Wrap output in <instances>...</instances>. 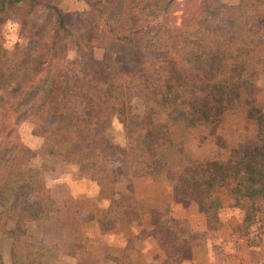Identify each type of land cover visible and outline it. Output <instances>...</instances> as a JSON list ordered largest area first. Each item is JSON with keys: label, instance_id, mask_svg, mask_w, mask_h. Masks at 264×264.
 Segmentation results:
<instances>
[{"label": "trees", "instance_id": "obj_1", "mask_svg": "<svg viewBox=\"0 0 264 264\" xmlns=\"http://www.w3.org/2000/svg\"><path fill=\"white\" fill-rule=\"evenodd\" d=\"M23 1L0 0V13L20 16ZM54 2L42 7L44 17L37 27H22L25 45L18 60H6L5 81L0 83V193L8 179L22 178L0 211V221L14 226L7 232L12 264L33 263L17 253V241L26 222L44 216L39 201H29V195L46 193L44 183L35 180L38 171L26 165L31 153L16 138L23 121L35 118L31 135L51 140L49 154L62 156V163L83 172L126 161L132 177H139L165 168L162 154L170 145L166 123L214 126L225 107H246L244 94L258 91L251 62L264 48V0H238L233 6H221L219 0H94L87 4L94 23L79 43L64 26L59 0ZM29 3L31 10L36 2ZM175 12H180L178 24ZM87 44L101 49L100 60L66 59L69 46L79 50ZM74 66L78 69L72 75ZM230 84L243 89L231 101L223 98ZM130 96L142 102L145 114H164L166 123L145 129L146 134L142 124L126 123ZM116 116L125 139L122 147L110 144L108 129ZM240 169L234 165L230 173L236 182V207L255 210L260 204L264 211V163ZM213 188V179L191 161L172 187L173 194L196 203L208 230L219 227ZM110 213L113 219L136 221L134 196L113 202ZM150 235L162 250L189 255L190 235L169 216L168 206L154 209Z\"/></svg>", "mask_w": 264, "mask_h": 264}, {"label": "crops", "instance_id": "obj_2", "mask_svg": "<svg viewBox=\"0 0 264 264\" xmlns=\"http://www.w3.org/2000/svg\"><path fill=\"white\" fill-rule=\"evenodd\" d=\"M66 5L76 11L83 3L65 0ZM112 121L111 133L116 132L110 144L122 147V126L114 128ZM196 142H184L187 159H196ZM169 159L164 169L139 177H132L126 161L114 162L101 171L94 168L81 172L70 165L63 172H46L43 183L50 201L41 208L44 216L24 224L26 240L40 245L32 264H264V234L258 232L236 242L238 230L225 220L217 229L208 230L196 203L185 195L173 194L182 161L177 152ZM130 195L134 196L138 219H113L109 214L113 202L122 203ZM163 205L191 236L187 256L162 250L150 235L153 211ZM7 232L0 233L2 264H12V240Z\"/></svg>", "mask_w": 264, "mask_h": 264}, {"label": "rangeland", "instance_id": "obj_3", "mask_svg": "<svg viewBox=\"0 0 264 264\" xmlns=\"http://www.w3.org/2000/svg\"><path fill=\"white\" fill-rule=\"evenodd\" d=\"M80 1L83 3V6L76 11H72L69 5L65 6V0H59L56 3L57 9L64 15V26L69 30L73 40L77 43H79V37L87 34L88 29L94 23L92 18L87 15V4L94 2V0ZM35 2L36 5L29 10V0H24L20 16L13 11H3L0 13L1 84L5 81L6 60H18L21 47L25 45L26 41L20 38L22 27L24 29L37 27L44 17L42 7L45 5H55L54 0H35ZM219 2L221 6H233L238 3V0H219ZM179 16L180 12L173 14L175 24L179 23ZM101 53L100 48H93L88 44L79 50H76L75 46L71 45L67 48L66 59L74 61L78 56L80 60L95 62V60H100ZM251 68L254 71V83L258 91L252 94H244L245 96H243L242 100L245 102L243 105H246V107L241 106L236 109L225 107L224 111L217 117L214 126L201 122L197 127L185 128L178 121L166 123L167 120L164 114H145L142 102L138 98L131 96L126 102L127 108L125 112L126 123L142 124L141 132L145 134V129L151 128L155 124H167L170 145L162 154L165 167L166 163L170 161V155L173 152H177L181 157L182 168L187 164V161H191L197 169L205 172L213 179V190L219 200L217 220H221H218V225L220 222L224 223V220L231 223L232 227L238 230L234 237L236 242L240 241V238L243 241L246 236H253L258 232L264 234L263 207L260 204L256 205L257 208L255 210L253 208L239 209L236 207L232 198V190L236 182L233 176L230 175L231 169H234V165L241 167L240 170H244V167H248L250 164L259 166L264 163V48L252 58ZM77 69V66H74L72 75L76 74ZM224 91L227 94L223 98L230 101L238 98L243 93L242 86L238 84L227 85ZM101 100L102 97H99L98 101ZM112 122H114V128L117 125L122 126L118 116ZM35 124L36 120L34 117L23 121L17 129L16 138L31 153L26 158V165L38 171L39 178L37 177L35 180L39 183L43 182L46 172H63L67 170L66 166L70 168L73 165L68 162L65 164L60 162L62 161V156L60 157L61 159H57L59 157H52L49 154V150H53L51 140L46 142L41 137L31 135V130ZM182 128L193 130L194 132L193 134H189V132L183 133ZM112 129L110 124L108 129L110 139L115 138L116 129L113 130L115 131L113 134L111 133ZM171 129H174V131H171ZM169 133L174 137V143H172L173 141ZM190 139L195 140V142L197 141L194 150L196 152L195 160L187 159L188 157L183 153L184 149L186 150L184 142ZM227 162L231 163L232 166L230 165V168ZM182 168L179 170V173ZM21 180L22 178L17 176L6 181L0 193V211H3L10 203L14 194L13 191L21 183ZM35 195L36 193L32 192L29 195V201L37 202V204L39 201L43 208L48 206V201L50 200L46 193ZM11 226L13 224H6L5 220L0 221V233H6ZM19 232L21 234L17 241L19 247L17 253L24 254L31 260H34L39 253L40 245L37 242L31 243L27 241L24 229H20ZM262 236L264 237V235ZM190 240L192 239L190 238Z\"/></svg>", "mask_w": 264, "mask_h": 264}]
</instances>
